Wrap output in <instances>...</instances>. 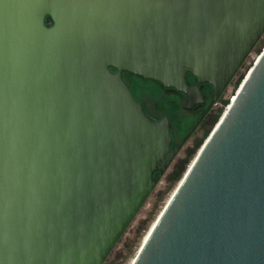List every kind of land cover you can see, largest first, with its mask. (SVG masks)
<instances>
[{"label": "water", "instance_id": "obj_1", "mask_svg": "<svg viewBox=\"0 0 264 264\" xmlns=\"http://www.w3.org/2000/svg\"><path fill=\"white\" fill-rule=\"evenodd\" d=\"M264 0H0V264H102L171 148L124 74L214 103ZM131 264H264V47Z\"/></svg>", "mask_w": 264, "mask_h": 264}, {"label": "rangeland", "instance_id": "obj_2", "mask_svg": "<svg viewBox=\"0 0 264 264\" xmlns=\"http://www.w3.org/2000/svg\"><path fill=\"white\" fill-rule=\"evenodd\" d=\"M262 47H264V35L244 61L239 72L235 74L227 88L218 98V105L214 111V121H212L214 125H216L224 113L225 108L229 105L228 99H232L233 97L234 85L240 83L241 74L251 67L253 56L257 54ZM126 82L130 85L136 99L140 102L144 101L149 112L167 116L178 134H181L179 130L184 131L193 123L194 119L190 118L191 116L182 106L183 102L180 103L174 94L165 92L166 90L160 84L155 81L143 80L142 78L131 75H126ZM212 122L206 125L204 129L196 131L189 139L188 145L191 146L190 148L192 150L189 153L182 151L180 154L182 157L186 158L183 167L175 171L173 165H170L164 173H171V176L168 177L169 179H167V177H160L157 180L155 188L102 264H130L132 262L142 241H145L147 238L156 218L161 213L182 176L195 158L200 142L206 139V132L211 129L209 131L210 133L214 128Z\"/></svg>", "mask_w": 264, "mask_h": 264}, {"label": "flooded vegetation", "instance_id": "obj_3", "mask_svg": "<svg viewBox=\"0 0 264 264\" xmlns=\"http://www.w3.org/2000/svg\"><path fill=\"white\" fill-rule=\"evenodd\" d=\"M126 75L124 74V78L126 79ZM187 83L189 86H195L197 85L199 92L202 95V100H198V98H196L197 100H195V103L193 104V106L191 108H187L186 104H187V98L184 94L177 92L176 90L173 89H165L167 93H171L174 94L177 98L178 101L180 103H182L184 109L186 110V112H188V114L191 116L190 118L194 119L193 123L191 124V126L197 121L198 124L196 125V127L194 128V130L192 131V133L190 134V136L186 139V141L182 144L181 148L179 149V151L177 152V154L175 155L173 161L171 162L170 165H173L175 171L180 169L181 167H183V165L185 164V157H182L180 154L182 151H186V153H189L192 149L190 148L191 146L188 145V141L189 139L192 137V135L198 131L199 129H204L206 127V125H208L209 123H211L214 117V111L216 109V106L218 105V99L212 103V96H213V89L210 85L208 84H197L196 81L193 79L192 76H188L187 78ZM221 96V95H220ZM143 105L145 106V109L147 111V114L153 118V119H161L163 117H167L165 115H161V114H154L151 113L147 110V106L145 104L144 101ZM168 118V117H167ZM169 120V118H168ZM216 122V121H215ZM169 123L171 125V137H172V144H171V148L175 147L176 144L184 137V135L187 133V131L191 128V126L184 130V131H180L178 134L177 130L174 128V126L172 125V123L169 120ZM213 124V122H212ZM214 125V124H213ZM212 125V126H213ZM212 128V127H211ZM211 129H209L210 131ZM209 131L206 132V135L209 133ZM171 173L168 174H163V175H158L155 174V177L157 179H159L160 177H167V179H169L168 177H170Z\"/></svg>", "mask_w": 264, "mask_h": 264}, {"label": "bare ground", "instance_id": "obj_4", "mask_svg": "<svg viewBox=\"0 0 264 264\" xmlns=\"http://www.w3.org/2000/svg\"><path fill=\"white\" fill-rule=\"evenodd\" d=\"M233 98H234V97H232V99H233ZM232 99L230 98V100H232ZM229 103H230V102H229ZM228 107H229V105L225 108V111H224V113L222 114V116L220 117V119L223 117V115L225 114V112H226V110H227ZM220 119H219V120H220ZM193 160H194V159H193ZM192 162H193V161H192ZM192 162H191V164H192ZM191 164H190V165H191ZM190 165H189V167H190ZM189 167H188V168H189ZM171 196H172V195H171ZM169 199H170V198H169ZM159 215H160V214H159ZM158 217H159V216H158ZM158 217H157V218H158ZM157 218H156V220H157ZM156 220H155V222H154V225H155V223H156ZM154 225H153V227H154ZM153 227H152V228H153ZM151 230H152V229H151ZM151 230H150V232H151ZM150 232L148 233V235L150 234ZM148 235H147V237H148ZM146 239H147V238H146ZM146 239H145V241H146ZM145 241H142L141 246L143 245V243H144ZM141 246H140V247H141ZM132 261H133V260H132ZM131 263H132V262H131ZM131 263H130V264H131Z\"/></svg>", "mask_w": 264, "mask_h": 264}, {"label": "trees", "instance_id": "obj_5", "mask_svg": "<svg viewBox=\"0 0 264 264\" xmlns=\"http://www.w3.org/2000/svg\"><path fill=\"white\" fill-rule=\"evenodd\" d=\"M136 77V76H135Z\"/></svg>", "mask_w": 264, "mask_h": 264}]
</instances>
